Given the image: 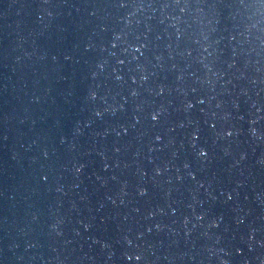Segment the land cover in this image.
Returning a JSON list of instances; mask_svg holds the SVG:
<instances>
[{
  "label": "water",
  "instance_id": "water-1",
  "mask_svg": "<svg viewBox=\"0 0 264 264\" xmlns=\"http://www.w3.org/2000/svg\"><path fill=\"white\" fill-rule=\"evenodd\" d=\"M0 264H264V0H0Z\"/></svg>",
  "mask_w": 264,
  "mask_h": 264
}]
</instances>
